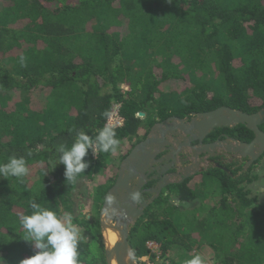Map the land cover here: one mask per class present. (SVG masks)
I'll return each instance as SVG.
<instances>
[{
  "label": "trees",
  "instance_id": "1",
  "mask_svg": "<svg viewBox=\"0 0 264 264\" xmlns=\"http://www.w3.org/2000/svg\"><path fill=\"white\" fill-rule=\"evenodd\" d=\"M115 104L125 118L115 127L117 150L90 149L75 184L60 163L44 176L56 146H70L79 130L95 136ZM222 105L248 113L264 106V0H0V163L15 154L29 168L24 182L0 178V259L20 264L35 253L18 220L35 201L72 216L79 264H106L98 215L123 147L157 119ZM232 131L242 142L254 138L244 124ZM262 156L247 169L236 161L230 172L214 167L195 183L169 187L181 203L162 196L131 230L139 263L147 256L155 263L153 241L161 258L176 253L174 264L204 243L220 264H264V191L250 187ZM80 182L94 186L85 192L91 203L78 207Z\"/></svg>",
  "mask_w": 264,
  "mask_h": 264
},
{
  "label": "water",
  "instance_id": "2",
  "mask_svg": "<svg viewBox=\"0 0 264 264\" xmlns=\"http://www.w3.org/2000/svg\"><path fill=\"white\" fill-rule=\"evenodd\" d=\"M138 115L145 116V112H139ZM263 123L264 106L256 112L248 113L225 105L199 112L192 117L191 121L179 116H169L156 122L146 138L135 144L130 153L121 161L116 181L107 192L113 195L114 203L108 206L104 200L98 215L106 264H139L131 245V230L139 216L144 214V209L149 203L145 202L140 207L138 206V200L132 199L138 189L133 191L130 182L131 179L138 177L136 170L144 171L145 160L154 157L160 152L162 144L169 142L165 135L176 129L187 133L196 130L199 138L203 139L215 127H235L238 124H244L254 132V138L250 142H242L230 137L222 142L208 144L203 150L219 146L229 152L234 151L237 157L248 158L244 165V169H247L264 154V130L260 128ZM221 168L230 172L226 167ZM191 173L187 170L179 181H183ZM160 189L154 190L155 197L159 195ZM105 208L108 211H105ZM109 231L117 236L114 243L108 240Z\"/></svg>",
  "mask_w": 264,
  "mask_h": 264
},
{
  "label": "clouds",
  "instance_id": "3",
  "mask_svg": "<svg viewBox=\"0 0 264 264\" xmlns=\"http://www.w3.org/2000/svg\"><path fill=\"white\" fill-rule=\"evenodd\" d=\"M21 60L23 61V57ZM108 115L105 113V116ZM119 143L115 127L107 123L96 132L95 136H90L83 130L76 131L75 139L70 146L66 144L56 146V152L49 160L44 176L60 163L65 166L66 182L75 184L88 166L84 158L90 149L94 154L115 152ZM28 155H32L31 151ZM28 174L29 168L24 156L13 154L7 162L0 163L2 180L16 178L24 182ZM132 199L138 200L139 194H134ZM104 200L108 206L114 203L112 194H107ZM30 207L31 213L20 215L18 220L19 225L25 230L23 240L30 242L36 251L33 255L22 259L20 264H79L78 247L81 234L78 226L73 223L72 216L69 213L58 214L35 201L30 202ZM105 211L108 209L105 208ZM0 264H4L3 259H0ZM185 264H206V261L201 254H196L186 260Z\"/></svg>",
  "mask_w": 264,
  "mask_h": 264
},
{
  "label": "flooded vegetation",
  "instance_id": "4",
  "mask_svg": "<svg viewBox=\"0 0 264 264\" xmlns=\"http://www.w3.org/2000/svg\"><path fill=\"white\" fill-rule=\"evenodd\" d=\"M199 112L205 111H188L184 116L179 117L191 121L192 117ZM159 121L162 120L157 119L154 124ZM151 127L145 136L137 143L146 138ZM232 128L234 127H215L204 136L203 139L199 138V133L196 130L187 133L184 130L176 129L165 135L169 142L163 143L160 152L155 154L154 157L145 160L143 166L144 171L141 172L140 170H136L138 177L131 179L130 182L133 191L138 189V191H136V194H139L138 206L140 207L145 202L149 203L148 206L145 207L143 215H145L146 210L162 196H168V200L172 203H181L173 195L169 196V187L173 184L189 181L198 176H200L201 179L205 172L214 167H226L229 169L227 167L229 163L231 164L236 161L246 163L248 160L247 157L239 158L235 155L234 151L229 152L219 146L203 150L208 144L217 143L218 141L222 142L230 137L236 138L233 134ZM134 145L129 150L126 145L122 149L123 151L121 153L125 156L119 162L116 170V178L121 161L130 153ZM216 164H219V166H216ZM187 170L192 173L180 182L179 180L184 177ZM159 188H161L159 195L155 197L154 190ZM143 215L139 216L135 225Z\"/></svg>",
  "mask_w": 264,
  "mask_h": 264
},
{
  "label": "rangeland",
  "instance_id": "5",
  "mask_svg": "<svg viewBox=\"0 0 264 264\" xmlns=\"http://www.w3.org/2000/svg\"><path fill=\"white\" fill-rule=\"evenodd\" d=\"M121 88L125 91V90H129L130 87L126 86L125 84H121ZM34 97V96H33ZM39 102V108H45L46 106V96H42L41 95V98L38 100ZM144 117V116H142ZM124 148V147H123ZM123 150H121L122 152ZM112 166V165H111ZM258 168V172L260 173V179L258 180V182H256L255 184H252L250 187L252 189V192H253V195H258L259 192H262L264 191V156H262V159L261 161L257 164ZM200 180V176L198 177H194L189 183H195L196 181H199ZM93 183H82L80 182L79 185H78V190L76 192L77 193H80L81 196H77L75 194L74 198H75V203H76V206L79 207V205H86V204H89V202L91 203V199L88 197L87 193L85 194L86 191H88V189H92L93 188ZM262 193H260V197ZM212 195H214L213 193V190L210 191V189L208 190V192H206L203 197H202V201H204V203L208 204L209 203V200H213L212 199ZM85 196V197H84ZM260 201H264V193H263V197L260 198ZM180 204V203H178ZM187 207H191L192 205L190 203L186 204ZM86 211V210H85ZM89 215V214H88ZM87 218V216H86ZM29 246H26L24 247L23 251L25 252H28L29 254L31 253V250H29ZM152 249V251L154 253L157 254V257H156V261L155 263H152L150 260H149V257H143L142 260L145 262V264H174L171 260L173 258H175V252H172L170 254V260L169 259H163L160 257V252H159V247L156 248L154 246L150 247ZM198 254H201L204 258H205V261H206V264H220L217 257H216V254H215V251L207 244H202L200 246V248L198 249H194L192 251V253H197ZM25 256V255H24ZM185 257V256H184ZM176 259V258H175ZM139 262V260H138ZM140 264V263H139Z\"/></svg>",
  "mask_w": 264,
  "mask_h": 264
},
{
  "label": "built area",
  "instance_id": "6",
  "mask_svg": "<svg viewBox=\"0 0 264 264\" xmlns=\"http://www.w3.org/2000/svg\"><path fill=\"white\" fill-rule=\"evenodd\" d=\"M125 118L120 114L119 111V104H115L113 106V109L111 111V113L109 114L108 118H107V124H110L114 127H120L124 124ZM148 246L149 247H156L158 248L159 245L155 242H148Z\"/></svg>",
  "mask_w": 264,
  "mask_h": 264
},
{
  "label": "bare ground",
  "instance_id": "7",
  "mask_svg": "<svg viewBox=\"0 0 264 264\" xmlns=\"http://www.w3.org/2000/svg\"><path fill=\"white\" fill-rule=\"evenodd\" d=\"M107 237H108L109 242L111 243H114L117 239V236L111 231L107 233Z\"/></svg>",
  "mask_w": 264,
  "mask_h": 264
}]
</instances>
